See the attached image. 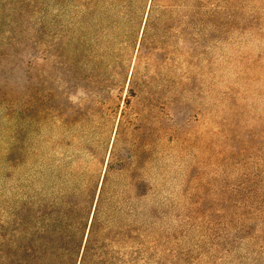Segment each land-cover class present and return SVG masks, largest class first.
<instances>
[{
  "label": "rangeland",
  "instance_id": "1",
  "mask_svg": "<svg viewBox=\"0 0 264 264\" xmlns=\"http://www.w3.org/2000/svg\"><path fill=\"white\" fill-rule=\"evenodd\" d=\"M207 5L201 37L186 42L164 13L157 38L117 41L104 61L122 68L98 108L67 62L63 0H0V264L32 248V201L53 169L91 177L95 198L103 184L98 224L124 258L135 229L139 264H264V0ZM166 80L189 86L177 99ZM145 180L152 197L134 199Z\"/></svg>",
  "mask_w": 264,
  "mask_h": 264
},
{
  "label": "trees",
  "instance_id": "2",
  "mask_svg": "<svg viewBox=\"0 0 264 264\" xmlns=\"http://www.w3.org/2000/svg\"><path fill=\"white\" fill-rule=\"evenodd\" d=\"M63 3L68 10L65 43L68 52L67 62L79 72L76 80L80 84V91L88 97L95 96L94 103L98 108L104 106L101 98L103 99L104 94L110 89L109 85L116 82L115 79L111 80V75H120L118 71L122 68V63L118 62L117 67L121 65V68L114 72L117 69V67L114 69L116 63L111 61L107 64L104 61L106 56L109 57L115 52L113 46L117 41H122L128 48L140 28L142 41L157 38V31L154 30L159 29L165 17L164 13H168L169 18L181 25L180 34L184 36L186 42L190 40L192 34L200 36L211 22L207 11L208 0H63ZM177 3H181L179 6L187 8L188 11L186 10V14L173 17L172 13L175 14L178 9ZM200 40L204 41V38ZM179 55L184 59L190 56V53L184 50ZM123 56L124 53L120 56L121 60ZM136 68L137 66L134 67L129 81L130 95L134 94L135 89H139L141 84L140 77L136 76ZM188 86L184 81L166 80L164 83L167 89L179 91L177 99ZM164 98V105L178 101L173 96ZM70 118L73 121H68L70 125L78 122ZM162 131L165 139L171 142L175 130L165 127ZM109 169L108 164L107 170ZM148 171L150 175L151 168ZM61 172L53 169L50 174L51 178L55 179L54 182L57 181L56 184L47 185L45 190L40 189L34 195L32 248L20 246L11 253L7 251L6 263L139 264L144 255L140 237L135 229L131 231L130 252L126 258L112 248L111 239L101 234V226L98 223L100 204L106 193L103 184L95 198V194L90 190L91 177H85L83 180L84 176L76 172L68 174ZM66 176L74 181L67 182ZM147 183L146 180L143 182L145 190L135 195L134 199L149 200L152 197L153 192ZM93 203L95 208L86 231L84 214ZM145 215L152 217L154 211L149 209Z\"/></svg>",
  "mask_w": 264,
  "mask_h": 264
}]
</instances>
